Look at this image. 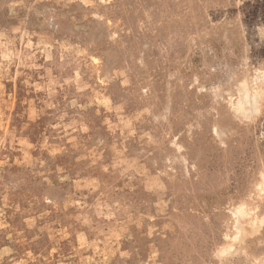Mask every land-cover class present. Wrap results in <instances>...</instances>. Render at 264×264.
<instances>
[{
	"label": "rangeland",
	"instance_id": "374dc122",
	"mask_svg": "<svg viewBox=\"0 0 264 264\" xmlns=\"http://www.w3.org/2000/svg\"><path fill=\"white\" fill-rule=\"evenodd\" d=\"M0 264H264V0H0Z\"/></svg>",
	"mask_w": 264,
	"mask_h": 264
}]
</instances>
